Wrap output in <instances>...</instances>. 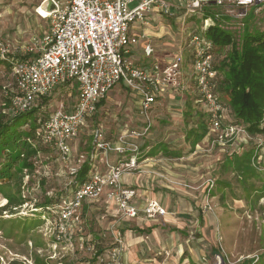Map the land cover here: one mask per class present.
<instances>
[{
  "label": "built area",
  "instance_id": "built-area-1",
  "mask_svg": "<svg viewBox=\"0 0 264 264\" xmlns=\"http://www.w3.org/2000/svg\"><path fill=\"white\" fill-rule=\"evenodd\" d=\"M51 1L55 8L50 11L46 10V4L40 5L44 6L45 17L50 20L48 31L33 36L27 45H16L13 50L11 44L0 38V59L10 62L12 76V85L4 86L8 99L3 102L4 108L0 113L13 116L27 112L66 87L62 85H75L72 87L76 90V101L71 108L61 102L37 127L35 138L30 139L33 146L38 140L55 150L64 165L68 166L76 160V165L73 166V163L69 167L75 178L66 183L65 192L58 196L55 204L41 207L46 228L54 230L55 241L72 244L77 233L79 248H96L92 240L86 242L83 206L99 202L103 196L107 205H112L120 217L142 215L151 218L169 213L155 199L142 207L134 205L132 200L137 190L123 183L125 174L142 171L139 168L142 150L137 138L146 135L153 126L151 109L158 101L160 88L175 90L182 87V52H177L173 60L165 65L154 62L149 67L137 64L132 57L139 37L131 33V27L137 22L148 24L152 13L174 16L182 10L188 16L201 15L200 30L205 33L192 32L188 47L192 56L191 77L196 84L197 102L203 105L204 111L207 108L208 140L212 144L220 142L224 145L227 138L246 140L240 138V135H246L254 140L256 147L252 164L259 166L264 161V131L252 135L244 125L231 120L228 106L217 91L219 73L215 68L214 43L206 36L207 30L223 15L235 21L236 26L243 25L242 19L252 8L257 16H262L264 0ZM135 1L137 4L131 7L130 4ZM208 8L212 10L207 12ZM153 50L149 44L145 48L147 55ZM120 82L131 94L139 97L137 113L144 122L143 126L141 129L126 130L114 140H108L103 130L97 128L91 154L87 157L81 153L75 159L72 142L80 135L88 118L96 113L101 100ZM112 154L117 157L114 162L110 161ZM100 157L105 161L106 170L97 168ZM85 162H89L90 169L85 179L79 181L77 175ZM208 182L210 187L214 185L212 179ZM203 210H212L209 200L204 203ZM117 235L118 246L100 253L97 264H124L120 232ZM221 258L223 256L217 254L214 264H220Z\"/></svg>",
  "mask_w": 264,
  "mask_h": 264
},
{
  "label": "rangeland",
  "instance_id": "rangeland-1",
  "mask_svg": "<svg viewBox=\"0 0 264 264\" xmlns=\"http://www.w3.org/2000/svg\"><path fill=\"white\" fill-rule=\"evenodd\" d=\"M43 3L48 4V0H0V38L11 44L12 50L16 45L25 43L27 45L33 36H40L49 30L50 20L45 17L47 13L44 6H40ZM135 4L137 1L130 6ZM217 11L219 12L220 9L217 8ZM200 16V14L188 16L180 10L174 16L160 14L159 17L163 20L161 24L143 26L149 35L140 37L141 40H149L161 53H183L184 71L180 78L182 87L175 91L176 97L161 101L158 109L155 110L157 112L154 117V127L152 126L146 135L137 138V142L140 145L145 144L146 140L150 145L164 142L171 152H178L172 156L166 153L159 154L158 159L161 165L158 169L164 173L159 170L158 177L174 187L171 194L175 196L169 198V212L183 213L186 217L185 228L188 230L185 233L189 235L192 231L195 238L188 243L185 241L189 239L186 234L181 233L176 236L185 245H196L203 250L201 256H205L206 259L199 261L200 264L204 261L214 264L217 254L225 258L226 264H248V262L264 264V169L262 168L264 161L259 166L243 161V167H236L233 161H229L231 157L226 154L233 140L224 145L215 143L214 146L210 141L198 153L192 155L189 152L190 142L186 139V133L194 124L195 117L186 118L184 114L186 109L184 94L189 95L190 99L195 94L193 89L196 84L191 77L192 56L188 42L192 32L205 33L200 30ZM251 18L257 28L264 30V14L257 16L252 8L242 21ZM229 24L226 28H232ZM13 54L12 51L11 55ZM221 58L222 55L216 54V64ZM133 59L143 66L150 65L141 62L142 57L134 56ZM2 68L0 70V112L4 108L3 102L8 99L4 86L12 85L11 67ZM121 84V82L117 83L114 90L109 92L104 98L105 104L90 119L88 118L82 132L72 142V146L78 149L77 154L74 153L76 158L81 153H86L87 157L91 154L97 128L102 129L108 138H114L127 124H130L129 130L133 127L137 129V110L132 94ZM62 86L66 87L60 88L57 93L37 107L39 108L36 113L38 118L42 116L47 118L61 102H64L69 109L71 108L76 101V90L72 87L75 85ZM4 116L9 115L4 114ZM188 119L189 122H187ZM240 138L246 140L238 139L236 146L248 152L254 143H249L251 138L246 135H240ZM35 142L38 148L41 147L38 157L32 159L36 169L29 171L26 167L22 171V192L28 199L18 209L0 212V264H97L100 254L96 252L99 247L104 249L102 253H105L114 246H118L117 234L123 225L119 222L121 220H114L112 216L106 214L102 205L98 204L100 202H93L95 207L89 209L90 212L86 215L85 233L88 234L87 229L90 228L91 232L96 234L95 240L91 241L95 243L96 248L93 250L79 248L80 238L77 233L71 241L72 244L68 241H55L54 230L46 228L42 217L44 211L39 205L45 196L54 197L65 192L66 183L75 178L69 170L73 163L68 166L62 164L55 150L47 149L46 145L38 140ZM244 154L238 155V158H245ZM174 157L177 158L173 159ZM4 160L5 154L1 152L0 162ZM146 172L156 173L150 169ZM209 176L216 180L215 185L209 193L208 191L204 193ZM207 200L212 204V210L204 213L201 206ZM5 203L6 198L0 193V206ZM199 214L205 216L203 221L198 220ZM202 222L204 224L207 222L210 226L203 230L199 226ZM164 227L167 229L166 234H173L171 233L173 226ZM161 228H163L162 225ZM120 234L123 243L124 234L122 231ZM172 241L171 237V249H159L140 257H156L160 261L169 260L170 256L177 255ZM211 248H215L216 251L212 252ZM194 263L191 261L190 264Z\"/></svg>",
  "mask_w": 264,
  "mask_h": 264
},
{
  "label": "trees",
  "instance_id": "trees-1",
  "mask_svg": "<svg viewBox=\"0 0 264 264\" xmlns=\"http://www.w3.org/2000/svg\"><path fill=\"white\" fill-rule=\"evenodd\" d=\"M211 10L208 8L207 12ZM252 20L251 18L243 21V25L236 26L235 21L223 15L214 26L207 30L206 36L214 43L215 68L219 73L217 91L221 99L228 105L232 119L244 125L249 133L256 134L264 131L262 126L264 122V30L257 28ZM227 24L232 28H226ZM216 54L222 55L218 64H216ZM9 65V62L0 59V70ZM104 102V99L101 100L98 107ZM38 110L39 108H33L13 116L1 114L0 153L5 154V160L0 162V193L6 198V203L0 206V212L18 209L28 199L22 192V171L26 167L29 171L36 169L32 159L41 147L33 146L30 139L35 138L36 129L45 118V116L37 117ZM192 111V105L189 103L185 112L186 117L194 116L196 122L188 129L186 138L195 144L205 135L208 125L205 112L191 114ZM32 117H34L33 120ZM255 148L246 151L245 158L240 159L238 155H234L229 161H233L238 168L244 166L243 161L252 164L251 157L255 154ZM159 150L170 155L177 154V152H171L164 142L156 143L151 149L153 152ZM89 165V162H85L80 168L77 175L79 181L85 179L90 169ZM57 201L58 196H45L39 207H46ZM86 213L87 204H84L83 217L87 223ZM86 235L85 238L89 241L91 237ZM103 251L104 249L99 247L96 253L100 254Z\"/></svg>",
  "mask_w": 264,
  "mask_h": 264
},
{
  "label": "crops",
  "instance_id": "crops-1",
  "mask_svg": "<svg viewBox=\"0 0 264 264\" xmlns=\"http://www.w3.org/2000/svg\"><path fill=\"white\" fill-rule=\"evenodd\" d=\"M159 16H160V14H157V13L150 14V16L148 18L149 23L146 25L161 24L163 22V20H161V18ZM146 25L134 23L131 27V33L136 34L139 37L138 43L133 48L132 57H134V56L135 57L137 56L139 58L142 57L143 59L141 60V62L149 63L150 65L154 62H158L161 65H165L168 62H171L173 60V57L175 56V54L177 52L175 54L174 53H170V54L161 53V52H159L160 50L156 49L150 43L149 40L145 41V40L140 39V37H142V36L149 35V34H147L146 29L143 28V26H146ZM148 44L151 45L154 49L152 54H150V55H147L146 51H145V48ZM138 55H140V56H138ZM136 63L139 64V62H136ZM139 65H142V64H139ZM150 65L147 64L144 66L149 67ZM121 86L125 87L123 84H121ZM112 90H114V88ZM193 90L195 91V94H193V96L190 99H189V95L184 94L185 104H186V109L184 111V114L187 110V105L189 103L191 105L193 103V105H192L193 111L191 112V114H194L196 112L202 113V111L205 112L203 109V105L201 103L197 102V93H196L195 87ZM175 91H178V89L174 90V89H170L167 87H161L160 88V93L158 94V97H157L158 101L151 109L153 127L155 124L154 117L156 116V112H157V111L155 112V110L158 109L157 108L158 105L161 104V101L167 100L168 98H175L176 97ZM132 98H133L135 108L137 110L138 104H139V101H138L139 97L134 96L132 94ZM104 101H106V99H104ZM104 104H105V102L102 105H100L98 107V109L100 107H102ZM229 115H230V119L234 120V119H232L230 113H229ZM185 116H186V114H185ZM186 118H188V116ZM204 118H205V116H204ZM195 119H196V117H195ZM195 119L193 120L194 124L196 122ZM136 121H137V127L136 128L141 129L144 122L140 118L138 113H137V120ZM129 127H130V124H127L126 126H124L123 129H121V131L119 132V134L125 130H129ZM132 129H134V127ZM119 134H117L114 138H108V136L105 133L106 138L108 140H114ZM209 135H210L209 134V128L207 126V131H206L205 135L195 144H193L190 140H188L186 138L190 142L189 152L192 153V155H194V154L198 153L199 151L203 150L204 146H206L205 144L210 143V141L208 140ZM230 140H233V142H231V146H228V152L226 153L227 156L233 157L234 155L244 154V152L246 150L242 151V149L240 147L236 146L237 145L236 143L238 140L227 138L226 142H228ZM249 141H250L249 143H254L253 139H250ZM217 143L221 144L220 142H216V144ZM216 144H213V146ZM154 145L147 144V140L145 141V144L140 145L142 153H141V156L139 157V168L142 171L125 174L123 176V183L127 187L136 188L137 195L132 200V203L134 205H136L138 207H142L143 205H145L149 201L155 199V200H158L162 204V206H164L166 208V210L169 212V204H170L169 198H170V196H171V198L172 197L174 198V196H175V195L171 194V192L173 191L172 189H174V187L172 185H169L167 182H165L164 179H160L158 177L159 176L158 171L160 170V169H158V167L160 168V165H161L160 159H158V158H160L159 154H162V153L165 154V152L162 150H159L156 152L151 151V149ZM221 145H223V144H221ZM72 147H73L74 153H76L78 151V149L75 148L74 145ZM254 147H255V145L252 144L251 148H253V150H254ZM46 148L51 150L50 147L46 146ZM83 154L86 155V153H83ZM167 155H170V154H167ZM227 156H225V158ZM252 157H253V155H252ZM175 158H177V157H174L173 159H175ZM75 159H76V156H75ZM113 159H114V161L116 160V154L111 155L110 161L114 162ZM171 164L173 165V163H171ZM97 168L100 170H106L105 161L102 160L101 157L98 158V160H97ZM149 169L153 170L156 173L155 174H151V172L147 173L146 171ZM160 171H162V170H160ZM209 179H212L214 181V185H215L216 180L212 176H209L207 178V183H206V187L204 189V193H205V191L209 192L214 186L213 185L212 187H210V183L208 182ZM159 190H161V191H159ZM99 202L100 203H98V204L102 205V208L106 211V214H109V216H112L114 218V220H121L119 222H121L123 224L121 226V231L124 234V240H123L124 242L122 244L123 248H124V253L122 256L124 264H143V263L144 264H180L181 261H182L181 264H190L191 261H193L197 264H200L199 261L206 259L205 256H201L203 254V250L201 248H199L196 245H193V246L188 245L187 246L184 244V242L179 241V238L176 236V234L177 235L181 234V233L186 234L185 232H188V230L185 228L186 226L184 224V220L186 217H185V215H183V213L179 212L178 214H172L169 212L166 215L155 216V217H151V218H146L142 215H139V216L133 217V218H131V217H120L117 215L116 210L112 205H107V201L105 200L104 196L102 197L101 201H99ZM86 204H87L86 215H88L90 210L93 207H95V204L94 203H92V204L86 203ZM203 206H204V202L202 203L201 207H202V211L205 213L206 211L203 210ZM204 219H205V216L202 214H199L198 220L203 221ZM161 225L163 226V228H161ZM166 225L173 226V231L171 232V233H173L172 235H168L165 233V231L167 229H165L164 226H166ZM199 226H201L200 228L205 230L210 225H209V223L207 224V222L205 224L202 222V224ZM87 227H88V225H87ZM87 230H88V236L90 235V237H91L89 240H92V239L95 240L96 234L94 232H91L90 228ZM204 234H205V232H204ZM193 235L194 234L192 233V231L189 232V235L186 234V236H189V239L185 240V241H188V243H189V241L191 239L195 238V236H193ZM171 237L173 238V241L171 243L174 245L173 248L174 249L176 248L177 255H172V256H170L169 260H164V261H160L156 257H150V258H148V257H142L141 258L140 257L141 255L143 256L145 253L151 254V252L157 251L159 249H161V250H165L167 248L171 249V247H170L171 246L170 245ZM211 251L215 252L216 250H215V248H211ZM203 264H210V263L204 261ZM248 264H249V262H248Z\"/></svg>",
  "mask_w": 264,
  "mask_h": 264
},
{
  "label": "water",
  "instance_id": "water-1",
  "mask_svg": "<svg viewBox=\"0 0 264 264\" xmlns=\"http://www.w3.org/2000/svg\"><path fill=\"white\" fill-rule=\"evenodd\" d=\"M54 8H55V6H54V4L52 3V1H51V0H48V4H46V10H47V11H50V10H52V9H54ZM220 264H226L224 258H221V262H220Z\"/></svg>",
  "mask_w": 264,
  "mask_h": 264
}]
</instances>
